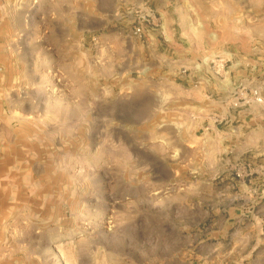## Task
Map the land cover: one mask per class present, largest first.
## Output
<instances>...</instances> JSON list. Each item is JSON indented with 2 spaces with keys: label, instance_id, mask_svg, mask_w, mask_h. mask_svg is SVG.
Instances as JSON below:
<instances>
[{
  "label": "rangeland",
  "instance_id": "374dc122",
  "mask_svg": "<svg viewBox=\"0 0 264 264\" xmlns=\"http://www.w3.org/2000/svg\"><path fill=\"white\" fill-rule=\"evenodd\" d=\"M243 101L264 0H0V264H264Z\"/></svg>",
  "mask_w": 264,
  "mask_h": 264
},
{
  "label": "crops",
  "instance_id": "0c3cea01",
  "mask_svg": "<svg viewBox=\"0 0 264 264\" xmlns=\"http://www.w3.org/2000/svg\"><path fill=\"white\" fill-rule=\"evenodd\" d=\"M203 85L207 84L203 83ZM231 89H233V93H236L234 88ZM218 91H220V89H218ZM238 91L243 95L246 101L245 94L247 90L241 92L239 89ZM242 103L243 105L240 106L241 108L236 110L237 113L230 115L231 122L233 123L228 126L229 135L226 138L229 148L240 154L246 150H253L254 147L257 148L256 146L259 144L260 140H264V112L261 108H254L252 103L246 104L244 101ZM220 128L221 126L217 127L216 130L219 133H224ZM256 150V156L264 157V153L259 151V149Z\"/></svg>",
  "mask_w": 264,
  "mask_h": 264
},
{
  "label": "built area",
  "instance_id": "2783aa9c",
  "mask_svg": "<svg viewBox=\"0 0 264 264\" xmlns=\"http://www.w3.org/2000/svg\"><path fill=\"white\" fill-rule=\"evenodd\" d=\"M133 32L135 33V35H138V36L142 35L143 33L141 26H138V25L134 27Z\"/></svg>",
  "mask_w": 264,
  "mask_h": 264
}]
</instances>
